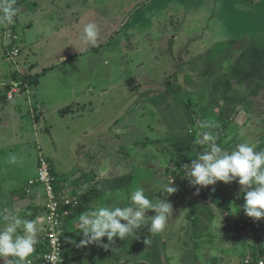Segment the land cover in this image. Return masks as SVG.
<instances>
[{
    "label": "crops",
    "instance_id": "obj_1",
    "mask_svg": "<svg viewBox=\"0 0 264 264\" xmlns=\"http://www.w3.org/2000/svg\"><path fill=\"white\" fill-rule=\"evenodd\" d=\"M79 1L19 0L17 7L20 12L17 26L23 28L24 34V39H21L19 44L20 53L23 49L30 50V43L38 48L42 45L46 52L43 51L40 54V59L24 65L25 68L16 65L15 70L9 74L10 81L16 80L15 77L22 75L21 72L28 73L34 78L36 76V83L30 84L28 91L17 93L15 100L17 97L23 98L18 101L6 99L5 88L10 81L4 83V91L0 97V103L7 104V107L2 108L6 119L4 121L0 119V164H3V168L0 169V213L20 208V214L26 219L39 222L43 231L39 235L36 251L29 257L31 264H38L40 254L47 248L45 239H43L45 193L39 183L32 185L29 192L23 191V187L29 178L36 176L38 162L41 158L49 164L56 182H54V187L57 185L58 189L56 190L59 193L78 194L80 210L70 214L63 221L66 228L64 232L66 244L69 246L68 248L74 250V255L67 257L64 264H256L257 259H264V255L261 254V249L264 250L262 247L264 237L260 235L264 218L255 220L245 214L243 210L244 193L241 191V185L237 181L230 183L218 181L215 185L206 187L197 185L195 190L189 178L184 176L183 165H190L191 161L196 158V153L201 149H198L194 144V140L197 138L195 135L199 131L197 124H194L188 107L180 106L184 102L178 93L182 90L188 91L185 88V85L188 87V82H181L182 89L177 91L172 89V92L169 88H161L157 82L154 85L152 81L146 79L144 85L138 80L135 82V78L132 77L128 79L132 82L131 87L128 88L131 95L126 100L121 99L124 107L133 105L131 106L132 111L127 110L123 113L124 107L122 106L120 111L111 110L107 115L100 104L99 116H95L93 124L92 121H89L90 115L83 117L81 122L76 121L74 117L65 120L66 117L59 116L57 121L61 117L65 122L59 132L53 128L54 132L49 135L50 141L52 137H57V139L52 141L53 149L50 151L46 149L48 143L44 142H49L48 137L46 134L44 135V132H39L37 126L42 114L44 118L48 117L46 127L50 126V106L47 104L45 107L43 101L51 96H56L60 101L65 97L68 99L61 104L69 103L67 106H79L81 103L92 102V96H94L92 94L95 90H97V97L94 96V99L97 101L101 99L103 92H105L104 95H107L109 83L102 86L103 74L91 73L85 80L86 78H76L75 73H80L81 70H86L89 73L96 68L107 69V51L102 50V45L105 42L103 38L108 34L113 36L118 33L119 27L124 23V19H121L120 16L123 11L118 5L109 4L110 7L104 10L106 15H97L96 13L93 15V9L98 6V0H82L84 6L91 12V16L85 12L81 13L79 5L75 8ZM148 2L146 1L145 4ZM136 3L137 0H135ZM139 4L141 5V3ZM132 6L134 5H131V8ZM123 9L126 12L130 10L125 7ZM130 13L131 11H129ZM129 14H127L128 17ZM101 18L105 20L104 27L107 32L99 33L95 46L84 45L81 39L84 26L92 22L100 27L97 21ZM4 27L6 31L8 27L6 25ZM31 31L35 33V36L31 35ZM28 37L32 38L29 43H26ZM173 37L174 40L181 36L175 34ZM233 39L236 44L241 45V39ZM134 43L138 48L137 39H134V35H132L131 42L127 38L122 40L120 45L122 50L127 52L129 46L131 50L134 48ZM82 55L88 57L89 66L76 68L74 64L80 65ZM24 58L25 61H28L26 57ZM76 59H78L77 62ZM67 61L72 62L71 75L69 74L68 78L65 76L56 77L55 80L49 82L48 88L43 90L48 73L54 71L59 64H66ZM52 62H54L53 65ZM92 65H95L96 68H90ZM245 65L241 69H237L234 63L228 71L229 73L237 72L240 76L246 75L250 71L257 76L249 77L247 81L240 80V77L239 80L226 84L223 79L221 81L217 78L212 64L200 72L204 77L211 75L206 85L205 96H207L208 105L207 109L202 111L200 120L213 123L223 120L221 124L223 136L218 141L222 143L224 149L231 150L238 143L249 142L255 146L256 151H260L264 150V123L259 122L254 125V122L257 117L261 120L264 119L262 75L264 66L260 62L252 67L247 63ZM216 69L220 70L218 66ZM65 73L70 72L66 71ZM104 78L108 79L109 77L104 76ZM248 81L253 83L250 85ZM221 82L222 85H220ZM238 83L246 93L244 98H240L244 95L242 91L238 92L234 89ZM255 83L258 85L256 92H254ZM141 85L143 86L141 87ZM106 86L107 88L102 90ZM224 86L226 87V98H221ZM246 86L251 88L249 92H246ZM44 91L50 92L51 95L46 96ZM160 92L164 94V97L161 96L159 101H154V98L159 99L157 97H160ZM24 97L28 103L35 102V105H39L42 113L36 114L29 111ZM239 98L242 100L239 101ZM8 102H12L11 105ZM112 103L115 101L110 104ZM146 107L152 115L143 113L147 111ZM232 110H235L233 114ZM2 111L0 110V112ZM63 111L64 109H61L62 113ZM97 117L100 118L99 121ZM44 130L48 131L47 128ZM208 130L212 133L216 131L213 128ZM135 131L141 133L134 137L132 134ZM28 137L29 140H27ZM186 139H190L192 142L189 144L188 141V145ZM57 140L64 145H69V140H72V144L69 146L74 145V156L77 161L80 159V163L75 165L68 152L64 162L61 161L63 155L56 153ZM155 146L161 147L159 151L164 157L159 158L155 152ZM193 147L195 148L194 155L189 157L186 153L189 150L193 152L190 149ZM176 149L186 150V153L183 152L182 155L169 154L170 151H176ZM13 150L17 153L26 150L27 152L22 157L13 153ZM4 151L6 152L4 153ZM12 156L16 157V167L10 169L9 163ZM173 156H176L180 163L175 169L176 175L170 177L176 191L168 195L163 191V186L170 182L166 175L169 171V164L173 162ZM176 160L173 162L175 165L178 162ZM56 166L60 169L56 170ZM140 173L146 174L147 178L158 179L157 182H147L144 186V189L149 192L150 199L153 201L166 199L172 204L173 211L168 216L164 230L152 233L149 231L150 224H147L138 229L136 234L130 235L124 240L117 237L109 243L107 237L102 238L105 243H109L107 249L97 243L81 245L80 241L84 237L78 232L76 226L79 215L96 207H123L128 204L129 201L126 197L140 184V179L135 182ZM60 174L64 175L58 176ZM83 176H86L87 179L77 184L75 179L84 178ZM85 184L88 185L87 190L83 189ZM77 185H79L78 190L74 187ZM197 189L199 190L197 191ZM123 194L126 195L124 198L119 197ZM105 195L115 197L118 195L121 203L116 202L115 197L107 198ZM150 212L151 210L147 212L149 222L152 215ZM183 212H186L185 219L181 220L179 227L176 228L179 221L175 216L177 213ZM219 222L221 226H219ZM245 258H249L250 262L245 263ZM0 264H3L2 260H0Z\"/></svg>",
    "mask_w": 264,
    "mask_h": 264
},
{
    "label": "rangeland",
    "instance_id": "obj_2",
    "mask_svg": "<svg viewBox=\"0 0 264 264\" xmlns=\"http://www.w3.org/2000/svg\"><path fill=\"white\" fill-rule=\"evenodd\" d=\"M146 1L149 2L145 4ZM139 3H141V5ZM256 3L257 2L255 0H137V3L135 4V0H98V6L93 9V15H95V13L97 15H106L107 13L104 12V10L110 7L109 4L113 6L118 5V7L123 11L121 12L120 16L121 19H124V23L119 27L118 33L114 34L113 36L112 34H108L107 37L103 38L105 42L102 45V50L107 51V69H97L95 65H92L90 68L96 69L91 70L89 73H87L86 70H81L80 73H75V77L81 79L86 78L85 80H87L91 73H101L104 76L109 77L108 79H105L104 76L101 78L102 86L106 83H109L108 88L107 86L102 88V90L107 88V95H104L105 92H103L101 99L97 101L94 99L97 91L95 90V92L92 94L94 95L92 96L93 101L86 102L85 104L81 103L79 106H67L69 103L61 104L63 101L68 99L65 97H63L64 99L61 101L57 100L56 96L46 98L43 101V105L46 107V105L49 104L50 106V126L46 127V121L48 117L46 116V118H44L43 114L40 117L41 120L37 123L39 132H44V135L46 134V137H48L49 142H44L48 143L46 145V149L49 151L50 149H53L54 145L52 144V141L56 140L57 137H52V140L50 141L49 135L54 132L53 128L59 132L60 128L63 127V122H65V120H70L71 117H74L76 121L81 122L84 119L83 117L90 115L89 121H92L93 124L95 121V116H99L98 113L100 104L107 115L111 110H116L117 112L120 111L122 109L121 107L124 105H122L121 99L126 100L131 95L128 91V88L131 87L132 82H130L128 79H131L132 77L135 78V82L138 80L141 84H144L147 79L152 81V84L154 85H156L157 82L161 88L170 89L172 87L177 88L179 86L180 90L182 89L181 82H188L187 84L189 89L185 85V88L188 91L182 90L180 93H178L184 102V104H181L180 106L182 108L188 107L194 124H198L201 121L200 115L202 114V111L207 109L208 105L206 102L207 96L205 95L208 78H211V75L209 74L207 77H204V75L200 73L206 66H211L212 64L216 71L215 75L217 78L221 81L223 79V82L226 84L227 82H235L239 80L240 77V80L247 81L249 77L257 76L250 71L248 74L241 76L237 72L231 71L229 73L228 70L234 63L235 68L237 69H241L242 67L246 66V63L250 65V67H252V65L256 66L259 62L262 63V66H264V0L261 7L257 6ZM137 4H139V7H137ZM77 5H79L81 13L85 12L87 15L92 16L91 12L84 6L82 0L77 2L75 8ZM131 5L134 6L131 8ZM123 7L130 10L126 12ZM129 11H131L130 14ZM127 14H129V17ZM16 20L17 22L14 25V29L16 30L17 34L19 33L18 35L20 36L21 40L24 39L23 28L21 26L19 27V25L17 26L18 16L16 17ZM97 22L100 26L98 27L99 33H106L107 31L104 27V18H101ZM4 26L5 24L0 23V97H2L1 93L4 91L3 85L4 83L10 81L11 76L9 74L12 70H15V66L19 65L20 67L25 68L29 62L40 59V54L45 51V47L42 45L40 48H38L35 45H31L30 43V50L23 49L22 53L18 54V56H14L12 58L7 57L9 42L3 37L5 31ZM171 26L172 29H170ZM175 34H178V36L181 37L173 40V35ZM31 35L35 36V33L31 31ZM132 35H134V39H137L138 48L134 43V48L131 50L129 46L128 51L125 52L122 50L120 42L122 43V40H126L127 38H129V42H131ZM31 38L32 37L26 38V43H29ZM233 38L241 39V45L236 44ZM83 44L87 45L84 42ZM259 53L260 55L256 57ZM24 57H26L28 61H25ZM87 58L88 57L86 55H82L80 58L81 67L79 64H74V66H76V68H85V66L88 67L90 61ZM77 61L78 59H76V62ZM53 63L54 62L51 64L53 65ZM71 65L72 62L67 61L66 64H59L56 66L54 71H50L46 76V85L43 87V90L47 89L49 82L55 80L56 77L58 78L65 76V78H68V76L71 75ZM217 66L221 71L216 69ZM259 70L261 69L259 68ZM66 71L70 73L66 74ZM262 75L264 82V73ZM252 83L253 82H250V85ZM220 85H222V82ZM142 86L143 85H141V87ZM249 86H246V92L251 90ZM225 88L226 87L224 86L220 96L221 98H226ZM234 89L238 92H243L244 95L240 98H244L246 96L244 89L239 83L236 84ZM44 92L46 93V96L51 95V93L48 91ZM232 93H234V91H232ZM161 96L164 97V94L161 93L160 97H157L159 99L157 100L154 98V101H159L162 98ZM21 98L23 97H17L16 100L18 101V99ZM240 98L238 99L239 101L242 100ZM38 99L40 98L38 97ZM24 101L26 102V105L29 106V111L36 114L42 113V109L39 108V105H35V102H33L34 105L31 102L28 103L25 97ZM113 101H115V103L110 104ZM10 103L8 102L9 105H11ZM4 106L7 107V104L0 103L1 111ZM131 106L133 105L130 104L126 108L123 106L124 108L122 109V112L125 113L127 110L132 111ZM60 107L62 110L64 109L63 113L61 112ZM146 109L147 111L143 113L146 115L150 114L151 112L147 107ZM234 111L235 110L231 111L232 114ZM3 112L4 111L0 112V119H2V121L6 119V115H3ZM257 113L259 114V112ZM59 116L66 117V119L64 120L60 117V120L57 121ZM97 120L99 121L100 118L97 117ZM222 121L220 120L218 122L219 126H221ZM259 122L264 123V119L261 120L259 117H257L254 125H257ZM50 127L52 128L50 129ZM45 128H47L48 131H45ZM213 129L216 130L213 132V134L218 131L217 128ZM140 133L141 132L139 131H135L132 135L135 137ZM27 140H29V137ZM188 141L189 144L192 142L190 139H186V144H188ZM68 144L71 145L72 140H69ZM218 144L223 148L222 143ZM69 145H64L57 140V143L55 144L56 153L63 155V160L61 161L64 162L68 152L72 162H74L76 165L77 163H80V159L77 161L76 156H74V145ZM203 148L204 146L200 149V151H203ZM42 149L44 150L43 144ZM154 149L159 158L164 157V155L159 151L161 149L160 146H155ZM190 149L193 150V152H190L189 150L188 153H186V150L180 151L179 149H176V151H170L169 154L173 153V155H175L174 153H176L182 155L183 152H185L187 155H189V157H193L195 148L193 147ZM5 152L6 151H4V153ZM26 152L27 150L17 153L15 150H13V153L22 157ZM176 159L177 157L173 156V162ZM176 161H178L176 165L173 162L169 164V171H167L166 175L169 177L167 178L169 181L172 180L170 177L172 176V173L176 171L175 169L179 166L180 160L177 159ZM23 164L25 165L26 163ZM15 167L16 161H10L9 168L12 169ZM2 168L3 164H0V169ZM59 169L60 168L56 166V170ZM63 175L60 174L58 176ZM139 179L141 182L137 185V187H142L143 189L145 188L144 186L147 184V182L158 181L156 178H147V175L142 173L137 176L135 182ZM192 187L196 190L197 185H192ZM148 193L149 192L146 189L145 194L149 197ZM105 196L107 198L115 197L111 195ZM116 196L117 197H115L114 200L120 204L121 200H119V197L124 198L126 195L123 194L119 197L118 195ZM150 213L154 215L153 210H151ZM185 213L186 212L176 214L175 218L179 221L176 228L179 227L180 221L185 219ZM261 228L260 235L264 237L263 223ZM262 247H264V245H262Z\"/></svg>",
    "mask_w": 264,
    "mask_h": 264
},
{
    "label": "clouds",
    "instance_id": "obj_3",
    "mask_svg": "<svg viewBox=\"0 0 264 264\" xmlns=\"http://www.w3.org/2000/svg\"><path fill=\"white\" fill-rule=\"evenodd\" d=\"M19 12L16 0H0V23H15ZM98 36V26L90 22L84 26L81 39L85 44L95 46ZM218 127V123L210 121L197 124L199 131L194 144L204 146V150L196 153L190 165H183L184 176L193 186L203 187L215 185L218 181H237L244 193L245 214L255 220L264 218V150L256 151L249 142L238 143L233 149L226 150L217 143L218 136L208 130ZM15 161L16 157L12 156L11 162ZM87 188L85 184L83 189ZM163 191L168 195L176 191L172 181L163 186ZM126 199L129 203L123 207L103 206L82 212L76 221L78 232L84 237L80 244L97 243L107 249L114 238L124 240L136 234L143 225L150 224L149 231L152 233L164 230L173 211L171 203L166 199L153 201L142 187L130 191ZM149 210L154 211L150 222ZM20 213V208L0 213V260L3 264H31L29 257L36 251L39 235L43 231L37 220L26 219ZM104 237L109 243L102 240Z\"/></svg>",
    "mask_w": 264,
    "mask_h": 264
},
{
    "label": "built area",
    "instance_id": "obj_4",
    "mask_svg": "<svg viewBox=\"0 0 264 264\" xmlns=\"http://www.w3.org/2000/svg\"><path fill=\"white\" fill-rule=\"evenodd\" d=\"M16 24H5L8 28L4 32V38L9 42L7 57L18 56L19 47L13 44V41L19 40V35L12 31V26ZM5 88V97L8 100H14L16 94H21L22 85L26 87L24 91H28L29 85L22 79H14L10 81ZM54 175L51 173L49 164L44 159H39L36 176L27 180L26 192L35 183H39L44 188L45 202H44V234L43 239L46 242V250L40 254L38 264H64L67 257L74 255V250L65 248L61 239L63 232L62 219L71 213V208L79 204V199L71 193H59L54 187ZM250 259L245 258V263H249ZM256 264H264V259L259 258Z\"/></svg>",
    "mask_w": 264,
    "mask_h": 264
},
{
    "label": "trees",
    "instance_id": "obj_5",
    "mask_svg": "<svg viewBox=\"0 0 264 264\" xmlns=\"http://www.w3.org/2000/svg\"><path fill=\"white\" fill-rule=\"evenodd\" d=\"M257 3H256V5L257 6H260L261 7V5L263 4V0H255ZM18 3H19V0H16V6H18ZM16 22H17V20H16ZM12 31H14V32H16V30L14 29V26H12ZM20 38H19V40L17 41H13L12 40V42H13V44H17V46L19 47V53H20V46H19V44H20ZM9 46V45H8ZM17 75V74H16ZM15 75V76H16ZM18 75H20V74H18ZM15 78H17V79H22V80H25V82L26 83H28V85H32V84H35L36 83V76H35V78H34V76H29V74L27 73H22V75H20V76H17V77H15ZM248 83H250L249 81H248ZM257 83H255V90H254V92H256V90H258V88H257ZM26 89V87L24 86V85H22V91L24 92V90ZM171 89V91H172V89L174 90L175 89V91H177L178 89H179V87H177V88H170ZM173 92V91H172ZM218 129V131L216 132V134L215 135H217L218 136V140H220L221 138H222V136H223V126H220V127H218L217 128ZM196 136V135H195ZM196 138V137H195ZM217 140V143H219V141ZM203 146H197V148L198 149H200V148H202ZM204 149V148H203ZM51 173H52V171H51ZM175 173H177L176 171L175 172H173L172 173V176L175 174ZM53 174V173H52ZM176 175V174H175ZM84 177V176H83ZM57 178V177H56ZM87 179V177L85 176L84 178H78V179H75L76 180V183L77 184H80V183H82L83 181H85ZM55 182V181H54ZM56 183V182H55ZM27 187V182H26V185H25V187H23V191H25V188ZM75 188H77V190H78V186H74ZM55 189H58L57 188V185L55 186ZM26 192V191H25ZM72 195H75L77 198H78V194H76V193H72ZM71 213L70 214H73V213H76L77 211H79L80 210V208H79V204L76 206V207H74V208H71ZM69 214V215H70ZM68 215V216H69ZM68 216H66V217H64L63 219H62V228H63V233H62V236H61V239H62V242H63V245H64V247L65 248H68L69 246L66 244V241H65V227H64V223H63V221H65V219H67V217ZM251 218V217H250ZM261 254H263L264 255V250L263 249H261Z\"/></svg>",
    "mask_w": 264,
    "mask_h": 264
},
{
    "label": "water",
    "instance_id": "obj_6",
    "mask_svg": "<svg viewBox=\"0 0 264 264\" xmlns=\"http://www.w3.org/2000/svg\"><path fill=\"white\" fill-rule=\"evenodd\" d=\"M77 186H79V185H77Z\"/></svg>",
    "mask_w": 264,
    "mask_h": 264
}]
</instances>
